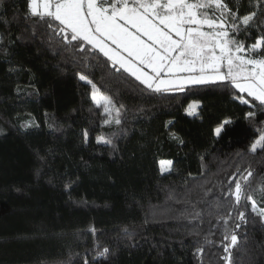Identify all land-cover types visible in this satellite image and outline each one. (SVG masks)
Returning <instances> with one entry per match:
<instances>
[{
  "label": "trees",
  "instance_id": "obj_1",
  "mask_svg": "<svg viewBox=\"0 0 264 264\" xmlns=\"http://www.w3.org/2000/svg\"><path fill=\"white\" fill-rule=\"evenodd\" d=\"M225 2L238 15L255 10ZM27 17V0H0V264H83L86 255L89 264H224L225 219L238 236L232 264H264V220L224 196L230 177L251 171L246 190L264 207V149L250 151L264 134L258 102L244 94L249 105L240 104L222 83L150 93L110 64L73 67L71 52ZM260 34L240 38L250 45ZM77 71L123 105L115 151L96 139L120 129L103 124ZM238 210L246 223L237 229Z\"/></svg>",
  "mask_w": 264,
  "mask_h": 264
},
{
  "label": "snow or ice",
  "instance_id": "obj_2",
  "mask_svg": "<svg viewBox=\"0 0 264 264\" xmlns=\"http://www.w3.org/2000/svg\"><path fill=\"white\" fill-rule=\"evenodd\" d=\"M233 2L239 9L241 0ZM27 4V18H35L46 27L50 46L55 41L60 51L71 52L73 67L94 71L101 62L105 67L110 64L117 72L122 70L134 77L150 93L184 92L193 86L222 83L225 88L231 87L233 98L240 104L249 105L246 94L264 109V19L258 20L264 16V0H248V6L255 10L243 15L233 11L225 0H27ZM257 28L261 34L246 45L240 37L248 38ZM101 57L105 59L101 61ZM76 76L91 86L92 102L103 108V124L119 127V133L96 139L115 151L114 139L126 134L120 111L123 105L118 108L84 72L77 71ZM197 107V103L190 104L187 114L195 115ZM255 115L250 110L246 118L251 120ZM231 123L225 119L214 128L215 135L221 136ZM32 126L26 123L21 127ZM88 137V130H84L85 143ZM258 146L264 149V134L251 143L250 151L257 152ZM159 164L163 172L171 170L173 161L161 160ZM252 175L247 171V175L240 174V179L230 177L224 196L234 200L238 209L250 205L251 212L264 220V207L258 206L246 190ZM237 220V229L246 223L244 210H238ZM227 224L225 219L224 241L230 242H221L225 253L221 259L224 264H232L231 251L238 236L228 233ZM203 252L204 248L198 247L195 254L202 257ZM109 253L110 249L104 247L96 256L106 258ZM83 264H89L87 255Z\"/></svg>",
  "mask_w": 264,
  "mask_h": 264
},
{
  "label": "rangeland",
  "instance_id": "obj_3",
  "mask_svg": "<svg viewBox=\"0 0 264 264\" xmlns=\"http://www.w3.org/2000/svg\"><path fill=\"white\" fill-rule=\"evenodd\" d=\"M193 103H197V102H192L191 104H193ZM198 104V103H197ZM197 109V108H196ZM196 109H195V112H196ZM167 171V170H166ZM163 172H165V171H163Z\"/></svg>",
  "mask_w": 264,
  "mask_h": 264
}]
</instances>
